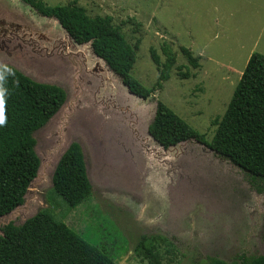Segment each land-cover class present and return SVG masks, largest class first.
<instances>
[{
  "label": "rangeland",
  "instance_id": "rangeland-1",
  "mask_svg": "<svg viewBox=\"0 0 264 264\" xmlns=\"http://www.w3.org/2000/svg\"><path fill=\"white\" fill-rule=\"evenodd\" d=\"M76 2L91 16L110 15L132 44L138 42L131 75L145 87L158 76L150 49L163 61L161 48L169 47L175 66L162 89L143 100L54 18L21 0H0V65L66 92L63 106L34 132L40 168L24 202L0 216V234L3 225H20L46 208L117 264H147L137 246L154 236L172 244H160L162 264L264 254V182L193 139L163 149L147 133L162 101L211 139V122L224 113L250 54H264V0ZM181 47L198 57L197 68ZM178 65L193 75L180 78ZM72 142L82 148L92 189L69 209L50 190L53 168Z\"/></svg>",
  "mask_w": 264,
  "mask_h": 264
},
{
  "label": "trees",
  "instance_id": "trees-1",
  "mask_svg": "<svg viewBox=\"0 0 264 264\" xmlns=\"http://www.w3.org/2000/svg\"><path fill=\"white\" fill-rule=\"evenodd\" d=\"M21 1L40 15L54 18L74 43H88L131 94L151 99L170 77L175 56L166 45L161 48L163 61L150 49L158 70L152 87H145L131 75L138 42L132 44L110 15L91 16L76 0L60 5H48L42 0ZM180 52L192 68L199 66L198 57L190 49L181 47ZM176 69L182 79L193 75L186 65H178ZM65 100L66 92L61 87L35 81L10 65H0V216L24 202L40 163L34 132L49 121ZM211 123L216 128L207 141L204 134L164 102L156 101L148 133L163 149L193 139L264 182V54H250L224 113ZM91 189L82 148L72 142L54 167L50 192L73 209L91 195ZM161 243L165 248L172 245L163 236L142 237L139 241L137 247L143 249L147 264H162ZM213 263L264 264V254L241 253L228 262L215 259ZM0 264L117 263L44 208L20 225L9 222L2 226Z\"/></svg>",
  "mask_w": 264,
  "mask_h": 264
},
{
  "label": "water",
  "instance_id": "water-1",
  "mask_svg": "<svg viewBox=\"0 0 264 264\" xmlns=\"http://www.w3.org/2000/svg\"><path fill=\"white\" fill-rule=\"evenodd\" d=\"M57 23H58V22H57ZM58 24H59V23H58ZM60 27H61V26H60ZM61 28H62V27H61ZM62 29H63V28H62ZM63 30H64V29H63ZM64 31H65V30H64ZM67 35H68V34H67ZM68 37H69V35H68ZM69 38H70V37H69ZM70 39H71V38H70ZM72 42H73V41H72ZM75 44H76V43H75ZM93 54H94V53H93ZM94 55H95V54H94ZM95 56H96V55H95ZM96 57H97V56H96ZM98 58H99V57H98ZM99 59H101V58H99ZM101 60H102V59H101ZM102 61H103V60H102ZM103 62H104V61H103ZM104 63H105V62H104ZM109 70H110V69H109ZM110 71H111V70H110ZM119 80H120V79H119ZM35 81H36V80H35ZM120 82H121V81H120ZM121 83H122V82H121ZM124 86H125V85H124ZM125 87H126V86H125ZM126 88H127V87H126ZM127 90H128V89H127ZM128 92H129V91H128ZM129 93H130V92H129ZM132 95H133V94H132ZM65 101H66V100H65ZM64 103H65V102H64ZM64 103H63V104H64ZM62 106H63V105H62ZM62 106H61V107H62ZM61 107H60V108H61ZM58 111H59V110H58ZM58 111H57V112H58ZM57 112H56V113H57ZM56 113H55V114H56ZM55 114H54V115H55ZM54 115H53V116H54ZM53 116H52V117H53ZM52 117H51V118H52ZM51 118H50V119H51ZM50 119H49V120H50ZM147 133H148V129H147ZM148 135H149V133H148ZM152 140H153V139H152ZM157 144H158V143H157ZM158 145H159V144H158ZM159 146H160V145H159ZM176 146H177V145H176ZM67 147H68V146H67ZM67 147H66V148H67ZM64 151H65V150H64ZM64 151H63V152H64ZM35 152H36V151H35ZM36 154H37V153H36ZM60 156H61V155H60ZM38 157H39V156H38ZM58 159H59V158H58ZM39 160H40V159H39ZM57 161H58V160H57ZM56 163H57V162H56ZM85 164H86V163H85ZM39 165H40V163H39ZM55 165H56V164H55ZM54 167H55V166H54ZM38 170H39V167H38ZM38 170H37V174H38ZM53 170H54V168H53ZM86 172H87V171H86ZM52 173H53V172H52ZM31 182H32V181H31ZM31 182H30V184H31ZM30 184H29V185H30ZM28 188H29V187H28ZM27 190H28V189H27Z\"/></svg>",
  "mask_w": 264,
  "mask_h": 264
},
{
  "label": "bare ground",
  "instance_id": "bare-ground-1",
  "mask_svg": "<svg viewBox=\"0 0 264 264\" xmlns=\"http://www.w3.org/2000/svg\"><path fill=\"white\" fill-rule=\"evenodd\" d=\"M40 168V167H39ZM39 171V170H38Z\"/></svg>",
  "mask_w": 264,
  "mask_h": 264
}]
</instances>
